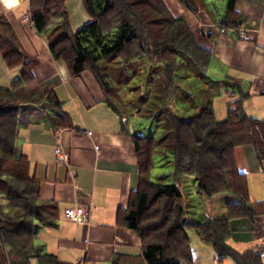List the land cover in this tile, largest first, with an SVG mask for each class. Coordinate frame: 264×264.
Wrapping results in <instances>:
<instances>
[{"label":"trees","instance_id":"1","mask_svg":"<svg viewBox=\"0 0 264 264\" xmlns=\"http://www.w3.org/2000/svg\"><path fill=\"white\" fill-rule=\"evenodd\" d=\"M179 1L189 8L188 0ZM235 1L228 0L222 28L242 25ZM66 3L30 0L37 33L43 35L52 28L47 39L54 60L65 61L73 76L91 72L123 127H129L128 117L134 116L152 121L157 128L154 136L137 130L133 134L139 187L127 207L118 211L119 225L140 237L142 252L117 254L112 264H194L189 232L213 249L219 262L230 258L234 264H264L261 252L240 253L229 244L231 220H253L264 214V201H251L247 176L237 163V149L251 146L264 173V120L245 111L250 94L236 81L232 84L209 76L213 53L198 44L186 19L176 17L164 0H83L91 20L78 31L71 27ZM0 54L9 68L21 69V76L10 86H0V202L5 203H0V264H74L37 252V225L56 228L60 209L56 202H43L41 183L32 175L29 159L16 150L19 111L27 105L44 109L48 104L57 110L48 114L54 129H72L73 122L68 113L58 111L63 104L54 91L42 93L41 100L47 102L43 105L35 93L26 90L39 64L31 59L5 15L0 16ZM189 77L210 82L203 83L199 104L186 102L195 111L184 118L173 113L169 99ZM215 81L218 87L212 84ZM219 87L232 98L239 96L229 102L224 120L214 110ZM127 94H131L129 99ZM178 102L183 105L184 100ZM157 157L172 162L176 180L196 178L198 192L208 198L234 195L237 202L229 205V217L187 224L179 185L153 182Z\"/></svg>","mask_w":264,"mask_h":264},{"label":"crops","instance_id":"2","mask_svg":"<svg viewBox=\"0 0 264 264\" xmlns=\"http://www.w3.org/2000/svg\"><path fill=\"white\" fill-rule=\"evenodd\" d=\"M164 1L176 17L186 19L198 44L213 53L210 73L214 78L238 82L250 94L244 102L247 113L264 120V0H236L235 9L241 15L242 25L231 30L221 26L226 12L224 15L217 12L216 5L209 0H188L189 8L179 0ZM66 4L73 31L90 23L83 0H67ZM1 15L11 21L31 59L38 61L35 79L27 84L26 90L40 100L42 93L54 91L63 104L58 111L68 113L73 122L72 129L51 127L48 114L57 110L42 100L43 105L47 104L44 109L40 105H27L19 111L16 150L29 159L31 173L41 183L43 202H56L60 209L56 228L37 225V252L53 254L74 264H112L117 254H141L140 237L118 222L119 209L127 207L131 194L139 187L138 158L132 139L136 129L131 122L129 127H123L121 117L105 103L103 91L91 72L73 76L65 61L54 60L48 39L38 34L31 22L30 0H0ZM241 30L246 31L249 39L241 36ZM20 76L21 69L9 68L0 54V85L8 87ZM219 93V97L223 93L226 96V108L220 112L224 120L229 102L239 96L232 98L225 91ZM83 130L93 136L83 135ZM57 149L68 155L67 164L59 159ZM237 163L247 176L251 201H264V173L255 149L239 147ZM199 199V192L194 193L192 200ZM203 202L209 208L203 221L209 222L228 218L229 205L237 199L227 194L206 197ZM78 207L90 211L85 225L67 219L66 211ZM186 222L202 223L190 222L187 217ZM229 225L232 230L229 244L240 253L261 252L264 261V214L253 220L237 218ZM192 233L189 237L194 264L219 262L214 250L203 243L201 246L197 234Z\"/></svg>","mask_w":264,"mask_h":264},{"label":"rangeland","instance_id":"3","mask_svg":"<svg viewBox=\"0 0 264 264\" xmlns=\"http://www.w3.org/2000/svg\"><path fill=\"white\" fill-rule=\"evenodd\" d=\"M210 3H213L217 7V12L222 13V15L225 14L226 12V6L228 0H209ZM52 28L47 30L46 32L43 33V36L47 39ZM2 57V56H1ZM195 68V67H194ZM148 69L150 67L148 66ZM196 69V68H195ZM187 70H183V75L186 74ZM202 75V74H201ZM204 76V75H203ZM209 76L214 77L212 74H209ZM188 83H182L180 89L178 92L172 91L170 99H169V106H171L173 113L177 114L178 116H183L184 118H189V116H192V113L195 111V109L190 108L186 102L188 100L194 101L195 104H199L200 98L202 97L201 90H203V83L204 85L208 84L210 81L207 79H204L202 81H195V78L189 77L187 79ZM197 82L198 84H196ZM214 86L219 85L217 81L212 83ZM1 86V85H0ZM220 88V87H219ZM220 91H225V89H221ZM225 93L221 94L220 97H217L215 99L214 103V108L216 110V116L220 120L221 118V111L223 112L226 108L225 101H226V96L224 95ZM131 97V94H127V99ZM178 97L177 100L174 98ZM178 100H184L183 105L179 104ZM24 108V107H23ZM246 111V110H245ZM247 112V111H246ZM249 114V113H248ZM250 115V114H249ZM130 118V121L133 125V127L140 133L146 136H154L157 128L156 124L152 123V121L144 120L138 117H128ZM138 134V133H137ZM19 153V152H18ZM171 161V159H169ZM153 176V182L155 183H160V184H178L179 189L183 192L185 196V210H186V217L190 220V222L193 221H202V223H205L203 220L205 219V216L209 213V208L208 204L203 202V199H206V196L200 194V199L199 201L192 200L193 194L199 191V181L196 180L194 177H184L179 180H176L174 177V166L172 162H167L166 160H163L159 157L156 158L155 160V167L152 172ZM222 201V200H219ZM3 206L5 205L4 202H0ZM191 235L193 234L192 232ZM188 233V234H189ZM200 245L202 246V242H200ZM210 252V251H209ZM207 252V253H209ZM217 262V261H216ZM224 264H233L230 258H227L225 260Z\"/></svg>","mask_w":264,"mask_h":264},{"label":"built area","instance_id":"4","mask_svg":"<svg viewBox=\"0 0 264 264\" xmlns=\"http://www.w3.org/2000/svg\"><path fill=\"white\" fill-rule=\"evenodd\" d=\"M242 36L245 39H249L246 31H242ZM81 133H83V135H86V136H93V133L87 130H83V132ZM56 154L61 160V162H64L66 164L69 162L68 155L65 152H63L61 149H57ZM89 215H90V211L85 209L84 207H78L76 209H68L66 211V216L69 221L82 224V225H85L88 223ZM213 264H219V262L215 261Z\"/></svg>","mask_w":264,"mask_h":264}]
</instances>
